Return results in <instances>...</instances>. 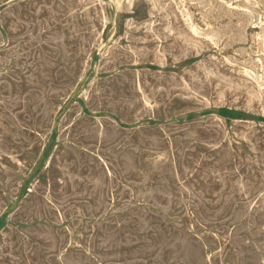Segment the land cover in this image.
<instances>
[{
	"label": "rangeland",
	"instance_id": "obj_1",
	"mask_svg": "<svg viewBox=\"0 0 264 264\" xmlns=\"http://www.w3.org/2000/svg\"><path fill=\"white\" fill-rule=\"evenodd\" d=\"M263 23L264 0H0V264H264Z\"/></svg>",
	"mask_w": 264,
	"mask_h": 264
},
{
	"label": "bare ground",
	"instance_id": "obj_2",
	"mask_svg": "<svg viewBox=\"0 0 264 264\" xmlns=\"http://www.w3.org/2000/svg\"><path fill=\"white\" fill-rule=\"evenodd\" d=\"M23 1H24V0H23ZM62 1H64V0H62ZM72 1H73V0H72ZM97 1H98V0H97ZM116 1H118V0H116ZM119 1H120V0H119ZM171 1H172V0H171ZM189 1H190V0H189ZM218 1H219V0H218ZM222 1H224V0H222ZM252 1H253V0H252ZM16 2H17V1H16ZM57 2H58V1H57ZM74 2H75V1H74ZM230 2H231V1H230ZM239 2H240V1H239ZM95 3H96V2H95ZM117 3H118V2H117ZM153 3H154V2H153ZM174 3H175V2H174ZM188 3H189V2H188ZM203 3L205 4L206 2H203ZM207 3H209V2H207ZM220 3H221V2H220ZM226 3H227V2H226ZM254 3H255V2H254ZM40 4H41V3H40ZM53 4H54V3H53ZM67 4H68V3H67ZM71 4H72V3H71ZM73 4H74V3H73ZM76 4H77V3H76ZM78 4H79V3H78ZM198 4H199V2H198ZM204 4H203V6H204ZM223 4H224V3H222V5H223ZM241 4H242V3H241ZM45 5H46V4H45ZM47 5H48V4H47ZM96 5H97V4H96ZM201 5H202V4H201ZM222 5H221V6H222ZM239 5H240V4H239ZM54 6H55V5H54ZM77 6H78V5H77ZM98 6H99V5H98ZM150 6H151V5H150ZM150 6H149V7H150ZM216 6H217V4H216ZM64 7H65V5H64ZM89 7H90V6H89ZM100 7H101V6H100ZM200 7H201V6H200ZM224 7H226V6H224ZM229 7H230V6H229ZM231 7H232V6H231ZM9 8H10V7H9ZM11 8H12V7H11ZM51 8H52V7H51ZM54 8H55V7H54ZM66 8H67V7H66ZM75 8H77V7H75ZM157 8H158V7H157ZM220 8H221V7H220ZM226 8H227V7H226ZM234 8H235V7H234ZM34 9H35V8H34ZM52 9H53V8H52ZM79 9H80V8H79ZM181 9H182V8H181ZM183 9H184V8H183ZM183 9H182V10H183ZM204 9H205V8H204ZM242 9H243V8H242ZM242 9H241V10H242ZM15 10H16V9H15ZM28 10H29V9H28ZM56 10H57V9H56ZM64 10H65V9H64ZM184 10H185V9H184ZM237 10H238V8H237ZM20 11H21V10H20ZM100 11H101V10H100ZM158 11H159V10H158ZM224 11H225V10H224ZM239 11H240V10H239ZM242 11H244V10H242ZM250 11H251V10H250ZM12 12H13V11H12ZM25 12H26V11H25ZM50 12H51V11H50ZM101 12H102V11H101ZM185 12H186V11H185ZM185 12H184V13H185ZM206 12H207V11H206ZM248 12H249V10H248ZM14 13H15V11H14ZM19 13H20V12H19ZM21 13H22V12H21ZM23 13H24V11H23ZM52 13H53V12H52ZM178 13H179V12H178ZM193 13H195V12H193ZM224 13H226V11H225ZM228 13H229V12H228ZM230 13H231V12H230ZM240 13H241V12H240ZM240 13H239V14H240ZM242 13H243V12H242ZM246 13H247V12H245V13H243V14L246 15ZM1 14H2V13H1ZM62 14H63V13H62ZM67 14H68V13H67ZM85 14H86V13H85ZM169 14H171V13H169ZM234 14H235V13H234ZM12 15H13V14H12ZM28 15H29V14H28ZM40 15H41V14H40ZM54 15H55V14H54ZM58 15H59V14H58ZM75 15H76V14H75ZM89 15H90V14H89ZM173 15H174V14H173ZM189 15H190V13H189ZM197 15H198V14H197ZM204 15H205V14H204ZM235 15H236V14H235ZM240 15H241V14H240ZM255 15H256V12H255ZM17 16H18V15H17ZM20 16H21V15H20ZM31 16H33V15H31ZM42 16H43V15H42ZM56 16H57V14H56ZM65 16H66V15H65ZM90 16H91V15H90ZM152 16H153V15H152ZM174 16H175V15H174ZM179 16H180V15H179ZM183 16H184V15H183ZM217 16H218V15H217ZM249 16H251V15H249ZM258 16H259V15H258ZM40 17H41V16H40ZM54 17H55V16H54ZM105 17H106V16H105ZM166 17H167V16H166ZM184 17H186V16H184ZM229 17H230V16H229ZM242 17H243V16H242ZM251 17H252V16H251ZM251 17H250V18H251ZM5 18H6V17H5ZM32 18H33V17H32ZM34 18H35V17H34ZM38 18H39V17H38ZM85 18H86V17H85ZM168 18H169V17H168ZM171 18H172V16H171ZM178 18H179V17H178ZM201 18H202V17H201ZM208 18H209V17H208ZM236 18H237V16H236ZM246 18H247V17H246ZM255 18H256V17H255ZM258 18H259V17H258ZM2 19H3V18H2ZM76 19L78 20V18H76ZM80 19H81V18H80ZM82 19H83V17H82ZM87 19H88V18H87ZM106 19H107V18H106ZM216 19H218V18L216 17ZM227 19H228V17H227ZM244 19H245V18H244ZM247 19H248V18H247ZM252 19H253V17H252ZM256 19H257V18H256ZM8 20H9V19H8ZM37 20H38V19H37ZM91 20H92V19H91ZM102 20H103V19H102ZM199 20H200V19H199ZM239 20H240V19H239ZM23 21H24V20H23ZM67 21H68V20H67ZM93 21H94V20H93ZM157 21H158V20H157ZM188 21H189V20H188ZM240 21H241V20H240ZM249 21H250V19H249ZM254 21H256V20H254ZM99 22H100V21H99ZM102 22H103V21H102ZM124 22H125V21H124ZM150 22H151V21H150ZM160 22H161V21H160ZM173 22H174V20H173ZM173 22H172V23H173ZM184 22H185V21H184ZM189 22H191V21H189ZM189 22H188V23H189ZM231 22H232V21H231ZM247 22H248V20H247ZM14 23H15V22H14ZM41 23H42V21H41ZM78 23H79V21H78ZM80 23H81V22H80ZM97 23H98V22H97ZM140 23H141V22H140ZM155 23H156V21H155ZM255 23H257V22H255ZM255 23H254V24H255ZM259 23H260V22H259ZM10 24H11V23H10ZM125 24H126V23H125ZM127 24H128V23H127ZM145 24H146V22H145ZM181 24H182V23H181ZM183 24H184V23H183ZM186 24H187V23H186ZM211 24H212V23H211ZM246 24H247V23H246ZM260 24H261V23H260ZM263 24H264V23H263ZM49 25H50V24H49ZM83 25H84V24H83ZM83 25H82V26H83ZM93 25H94V24H93ZM139 25L141 26V24H139ZM146 25H147V24H146ZM146 25H144V26H146ZM151 25H152V24H151ZM151 25H150V26H151ZM161 25H162V24H161ZM184 25H185V24H184ZM188 25H189V24H188ZM193 25H194V24H193ZM250 25H251V24H250ZM10 26H11V25H10ZM40 26H42V25H40ZM82 26H81V27H82ZM124 26H125V25H124ZM127 26H129V24H128ZM150 26H148V27H150ZM173 26H174V25H172V27H173ZM206 26H207V25H205V27H206ZM236 26H237V25H236ZM261 26H262V25H261ZM6 27H7V26H6ZM24 27H25V26H24ZM24 27H23V28H24ZM42 27H43V26H42ZM79 27H80V26H79ZM86 27H87V26H86ZM99 27H100V26H99ZM142 27H143V26H142ZM142 27H141V28H142ZM146 27H147V26H146ZM152 27H153V26H152ZM152 27H151V28H152ZM196 27H197V26H196ZM205 27H203V28H205ZM224 27H225V25H224ZM224 27H222L223 30H224ZM232 27H233V26H232ZM232 27H231V28H232ZM252 27H253V26H252ZM262 27H263V26H262ZM262 27H260V29H262ZM25 28H26V27H25ZM25 28H24V29H25ZM138 28L140 29V27H138ZM144 28H145V27H144ZM192 28H193V27H192ZM192 28H191V29H192ZM235 28H238V27H235ZM6 29H7V28H6ZM84 29H85V28H84ZM132 29H133V30H132ZM132 29H131V30H132V32H133L135 29H134V28H132ZM152 29H153V28H152ZM158 29H159V28H158ZM162 29H163V28H162ZM162 29H161V30H162ZM178 29H179V28H178ZM186 29H187V28H186ZM186 29H185V30H186ZM196 29H197V28H196ZM196 29H195V31H196ZM199 29H200V28H199ZM229 29H230V28H229ZM263 29H264V28H263ZM263 29H262V30H263ZM82 30H83V28H82ZM85 30H86V29H85ZM187 30H188V29H187ZM238 30H239V28H238ZM248 30H249V29H248ZM4 31H5V30H4ZM22 31H23V30H22ZM33 31H34V30H33ZM43 31H44V30H43ZM128 31H129V30H128ZM162 31L164 32V30H162ZM198 31H199V30H198ZM202 31H203V30H202ZM213 31H214V30H213ZM215 31H218V30H215ZM225 31H226V30H225ZM228 31H229V30H228ZM9 32H10V31H9ZM26 32H27V31H26ZM130 32H131V31H130ZM135 32H136V31H135ZM167 32H168V31H167ZM192 32H193V31H192ZM199 32H201V31H199ZM203 32H204V31H203ZM221 32H222V31H221ZM241 32H242V31H241ZM257 32H258V31H257ZM123 33H125V32H123ZM136 33H137V32H136ZM157 33H158V32H157ZM169 33H170V31H169ZM193 33H195V32H193ZM204 33H206V32H204ZM211 33H212V32H211ZM215 33H216V32H215ZM222 33H223V32H222ZM231 33H233V32H231ZM235 33H236V32H235ZM263 33H264V32H263ZM21 34H22V33H21ZM23 34H24V33H23ZM83 34H84V33H83ZM97 34H98V33H97ZM162 34H163V33H162ZM189 34H190V33H189ZM243 34H244V32H243ZM250 34H251V33H250ZM253 34H254V32H253ZM253 34H252V35H253ZM261 34H262V33H261ZM39 35H41V34H39ZM130 35H132V34H130ZM177 35H178V34H177ZM177 35H176V36H177ZM205 35H206V34H205ZM207 35H208V34H207ZM207 35H206V36H207ZM209 35H210V34H209ZM211 35H213V34H211ZM216 35H217V33H216ZM220 35H221V34H220ZM226 35H228V33H227ZM35 36H36V35H35ZM65 36H66V34H65ZM110 36H111V35H110ZM119 36H121V35H119ZM185 36H187V35H185ZM191 36H192V35H191ZM201 36H203V35H201ZM16 37H17V36H16ZM84 37H85V36H84ZM134 37H135V36H134ZM134 37H133V38H134ZM167 37L169 38V36H167ZM182 37H183V36H182ZM193 37H194V36H193ZM208 37H211V36H208ZM208 37H207V38H208ZM228 37H229V36H228ZM230 37H231V36H230ZM237 37L239 38V36H237ZM252 37H253V36H252ZM256 37H257V36H256ZM7 38H8V37H7ZM37 38H38V37H37ZM88 38H89V37H88ZM129 38H131V37L129 36ZM164 38H165V37H164ZM176 38H178V37H176ZM179 38H180V37H179ZM212 38H213V36H212ZM224 38H225V37H224ZM231 38H232V37H231ZM231 38H230V39H231ZM254 38H255V37H254ZM89 39H90V38H89ZM136 39H137V38H136ZM149 39H150V38H149ZM166 39H167V38H166ZM170 39H171V38H170ZM184 39H186V38H184ZM194 39H195V38H194ZM210 39H211V38H210ZM227 39H228V38H227ZM256 39H257V38H256ZM34 40H35V39H34ZM64 40H65V39H64ZM99 40H100V37H99ZM133 40H134V39H133ZM137 40H138V39H137ZM137 40H136V41H137ZM144 40H145V39H144ZM182 40H183V39H182ZM187 40H189V39H187ZM191 40H192V38H191ZM207 40H208V39H207ZM215 40H216V38H215ZM224 40H225V39H224ZM232 40H233V39H232ZM232 40H231V41H232ZM241 40H242V39H241ZM245 40H246V39H245ZM22 41H23V40H22ZM32 41H33V40H32ZM148 41H149V40H148ZM156 41H157V40H156ZM192 41H194V40H192ZM192 41H191V42H192ZM226 41H227V40H226ZM226 41H225V42H226ZM233 41H234V40H233ZM41 42H42V40H41ZM70 42H71V41H70ZM89 42H90V41H89ZM91 42H92V41H91ZM153 42H154V41H153ZM158 42H159V41H158ZM191 42H190V44H191ZM238 42H239V41H238ZM249 42H250V40H249ZM249 42H248V43H249ZM254 42H255V40H254ZM261 42H262V41H261ZM2 43H3V42H2ZM67 43H68V42H67ZM83 43H84V42H83ZM178 43H179V40H178ZM181 43H182V42H181ZM193 43H194V42H193ZM195 43H196V42H195ZM201 43H202V42H201ZM209 43H210V41H209ZM212 43H213V42H212ZM218 43H219V41H218ZM226 43H227V42H226ZM231 43H232V42H231ZM234 43H235V42H234ZM234 43H233V44H234ZM258 43L260 44L259 41H258ZM64 44H66V43H64ZM73 44H76V43H73ZM227 44H228V43H227ZM235 44H236V43H235ZM238 44H239V43H238ZM240 44H241V43H240ZM242 44H243V43H242ZM244 44H245V43H244ZM256 44H257V40H256ZM259 44H258V45H259ZM261 44H262V43H261ZM1 45H2V44H1ZM39 45H40V44H39ZM87 45H88V44H87ZM152 45H153V44H152ZM193 45H194V44H193ZM229 45H230V44H229ZM248 45H249V44H248ZM88 46H89V45H88ZM132 46H133V45H132ZM165 46H166V45H165ZM187 46H188V45H187ZM187 46H186V47H187ZM195 46H196V45H195ZM231 46H232V45H231ZM75 47H76V45H75ZM158 47H159V46H158ZM223 47H224V46H223ZM238 47H239V46H238ZM241 47H242V46H241ZM256 47H257V46H256ZM259 47H260V46H259ZM83 48H84V46H83ZM117 48H118V47H117ZM150 48H151V47H150ZM184 48H185V47H184ZM205 48H206V47H205ZM215 48H216V47H215ZM224 48L226 49V46H225ZM227 48H228V47H227ZM229 48H230V46H229ZM249 48H250V47H249ZM254 48H255V47H254ZM4 49H5V48H4ZM78 49H79V46H78ZM139 49H140V48H139ZM151 49H152V48H151ZM195 49H196V48H195ZM217 49H218V48H217ZM237 49H238V48H237ZM237 49H235V50H237ZM242 49H243V48H242ZM246 49H248V48H246ZM259 49H261V48H259ZM82 50L84 51V49H82ZM166 50H167V48H166ZM185 50H186V49H185ZM189 50H190V49H189ZM189 50H188V51H189ZM191 50H192V48H191ZM200 50H201V49H200ZM208 50H209V49H208ZM213 50H214V49H213ZM215 50H216V49H215ZM221 50H222V49H221ZM233 50H234V49H233ZM239 50H240V48H239ZM239 50H238V51H239ZM255 50H256V49H255ZM257 50H258V49H257ZM71 51H72V50H71ZM119 51H120V50H119ZM130 51H131V50H130ZM132 51H133V49H132ZM143 51H145V49H144ZM167 51H168V50H167ZM228 51H229V50H228ZM3 52H4V50H3ZM72 52H73V51H72ZM74 52H75V51H74ZM123 52H124V51H123ZM128 52H129V51H128ZM165 52H166V51H165ZM199 52H200V51H199ZM210 52H211V51H210ZM225 52H226V51H225ZM225 52H224V53H225ZM235 52H236V51H235ZM240 52H241V50H240ZM240 52H239V53H240ZM243 52H244V51H243ZM248 52H250V50H249ZM257 52H258V51H257ZM6 53H7V52H6ZM6 53H5V54H6ZM85 53H86V52H85ZM143 53H144V52H143ZM187 53H188V52H187ZM197 53H198V52H197ZM241 53H242V52H241ZM245 53H246V51H245ZM254 53H255V52H254ZM254 53H253V54H254ZM259 53H260V52H259ZM70 54H71V53H70ZM103 54H104V53H103ZM124 54H125V53H124ZM158 54H159V53H158ZM170 54H171V53H170ZM193 54L195 55V53H193ZM212 54H213V53H212ZM232 54H234V53L232 52ZM250 54H252V53H250ZM260 54H261V53H260ZM127 55H128V54H127ZM132 55H133V54H132ZM136 55H137V54H136ZM138 55H139V54H138ZM149 55H150V54H149ZM163 55H164V53H163ZM167 55H168V54H167ZM205 55H206V54H205ZM235 55H236V53H235ZM240 55H242V54H240ZM244 55H245V54H244ZM82 56H83V55H82ZM169 56H170V55H169ZM177 56H178V55H177ZM224 56H225V55H224ZM5 57H6V56H5ZM127 57H128V56H127ZM172 57H173V56H172ZM172 57H171V58H172ZM178 57H179V56H178ZM255 57H256V56H255ZM104 58H105V56H104ZM107 58H108V57H107ZM107 58H106V59H107ZM154 58H155V57H154ZM154 58H153V59H154ZM162 58H163V57H162ZM164 58H165V57H164ZM176 58H177V57H176ZM182 58H183V57H182ZM203 58H204V57H203ZM209 58H210V57H209ZM209 58H208V60H209ZM228 58H229V57H228ZM234 58H235V57H234ZM246 58H248V57H246ZM262 58H263V57H262ZM90 59H91V58H90ZM135 59H136V58H135ZM174 59H175V58H174ZM232 59H233V58H232ZM238 59H239V58H238ZM255 59H257V58H254V60H255ZM33 60H34V59H33ZM77 60H78V59H77ZM128 60H129V59H128ZM137 60H138V59H137ZM171 60H172V59H171ZM210 60H211V59H210ZM228 60H229V59H228ZM239 60H240V59H239ZM261 60H262V59H261ZM19 61H20V60H19ZM83 61H84V60H83ZM188 61H189V60H188ZM223 61H225V60L223 59ZM229 61H230V60H229ZM232 61L234 62V60H232ZM235 61H236V60H235ZM245 61H246V60H245ZM247 61H248V60H247ZM250 61H251V60H250ZM258 61H259V60H258ZM22 62H23V61H22ZM27 62H28V61H27ZM86 62H87V61H86ZM98 62H99V61H98ZM103 62H104V61H103ZM150 62H151V60H150ZM204 62H206V61H204ZM207 62H210V61H207ZM213 62H214V61H213ZM225 62H226V61H225ZM241 62H242V61H241ZM254 62H255V61H254ZM256 62H257V60H256ZM17 63H18V62H17ZM99 63H100V62H99ZM105 63H106V62H105ZM137 63H138V62H137ZM195 63H197V65H198V62L195 61ZM251 63H252V62H251ZM261 63H263V61H261ZM138 64H139V63H138ZM193 64H194V63H193ZM221 64H222V63H221ZM239 64H240V63H239ZM242 64H243V63H242ZM248 64H250V63H248ZM252 64H253V63H252ZM59 65H60V64H59ZM97 65H98V64H97ZM153 65H154V64H153ZM199 65H200V64H199ZM229 65H231V64H229ZM245 65H246V64H245ZM67 66H68V65H67ZM115 66H116V65H115ZM192 66H193V65H192ZM215 66H216V65H215ZM241 66H242V65H241ZM253 66H254V65H253ZM256 66H257V65H256ZM261 66H262V64H261ZM31 67H32V66H31ZM36 67H37V66H36ZM194 67H195V66H194ZM226 67H227V66H226ZM230 67H231V66H230ZM77 68H78V67H77ZM95 68H96V67H95ZM197 68H198V67H197ZM202 68H203V67H202ZM204 68H205V67H204ZM206 68H207V67H206ZM232 68H233V65H232ZM234 68H235V66H234ZM237 68H238V67H237ZM239 68H240V67H239ZM248 68H249V67H248ZM252 68H253V67H252ZM262 68H263V67H262ZM37 69H38V68H37ZM187 69H188V68H187ZM245 69H246V68H245ZM249 69H250V68H249ZM253 69H254V68H253ZM255 69H256V68H255ZM255 69H254V70H255ZM12 70H13V69H12ZM52 70H53V69H52ZM54 70H55V69H54ZM67 70H68V69H67ZM124 70H125V69H124ZM132 70H133V69H132ZM184 70H185V69H184ZM188 70H189V69H188ZM195 70H196V69H195ZM200 70H201V69H200ZM212 70H213V69H212ZM242 70H243V69H242ZM250 70H251V69H250ZM259 70H260V69H259ZM6 71H7V70H6ZM60 71H61V70H60ZM107 71H108V70H107ZM126 71H127V70H126ZM134 71H135V70H134ZM185 71H186V70H185ZM185 71H184V72H185ZM190 71H191V70H190ZM202 71H203V70H202ZM204 71H205L204 73L207 74L206 70H204ZM214 71H215V70H214ZM252 71H253V70H252ZM256 71H257V70H256ZM37 72H38V70H37ZM52 72H53V71H52ZM61 72H62V71H61ZM161 72H162V71H161ZM169 72H170V71H169ZM194 72H195V71H194ZM216 72H217V71H216ZM231 72H232V71H231ZM236 72H237V70H236ZM261 72H262V71H261ZM4 73H5V72H4ZM132 73H133V72H132ZM212 73H213V72H212ZM219 73H221V71H219ZM223 73H224V72H223ZM246 73H247V70H246ZM65 74H66V73H65ZM122 74H123V73H122ZM125 74H126V73H125ZM159 74H160V72H159ZM173 74H174V72H173ZM196 74H197V73H196ZM209 74H210V72H209ZM215 74H216V73H215ZM215 74H214L213 76H216ZM66 75H67V74H66ZM133 75H134V74H133ZM222 75H223V74H222ZM225 75H226V73H225ZM237 75H238V73H237ZM242 75H243V74H242ZM248 75H249V74H248ZM250 75H252L251 72H250ZM257 75H258V74H257ZM63 76H64V75H63ZM69 76H70V74H69ZM127 76H128V75H127ZM130 76H131V75H130ZM138 76H139V74H138ZM151 76H152V75H151ZM157 76H159V75H157ZM163 76H164V75H163ZM167 76H168V75H167ZM195 76H196V75H195ZM195 76H193V77H195ZM197 76H198V75H197ZM199 76H200V75H199ZM208 76H209V75H208ZM218 76H219V75H218ZM243 76H244V75H243ZM135 77H136V76H135ZM135 77H134V78H135ZM184 77H185V76H184ZM187 77H188V76H187ZM191 77H192V76H191ZM211 77H212V76H211ZM219 77H220V76H219ZM224 77H225V76H224ZM226 77H227V76H226ZM236 77H237V76H236ZM245 77H246V76H245ZM132 78H133V77H132ZM182 78H183V76H182ZM189 78H190V77H189ZM189 78H186V79H189ZM196 78H197V77H196ZM196 78H195V80H196ZM199 78H200V77H199ZM201 78H202V77H201ZM220 78H221V77H220ZM232 78H233V77H232ZM251 78H252V77H251ZM69 79H70V78H69ZM102 79H103V78H102ZM186 79H185V80H186ZM230 79H231V78H230ZM230 79H229V80H230ZM243 79H246V78H243ZM258 79H259V77H258ZM1 80H2V79H1ZM39 80H40V79H39ZM78 80H79V79H78ZM134 80H135V79H134ZM134 80H133V81H134ZM176 80H177V79H176ZM193 80H194V79H193ZM198 80H199V79H198ZM198 80H197V81H198ZM225 80H226V79H225ZM41 81L43 82V80H41ZM65 81H66V80H65ZM92 81H93V80H92ZM152 81H153V80H152ZM155 81H156V80H155ZM181 81H182V80H181ZM183 81H184V80H183ZM187 81H188V80H187ZM187 81H186V82H187ZM199 81H200V80H199ZM227 81H228V80H227ZM246 81H247V80H246ZM246 81H245V82H246ZM248 81H249V80H248ZM253 81H254V80H253ZM9 82H10V81H9ZM44 82H46V81H44ZM74 82H75V81H74ZM189 82H191V80H190ZM189 82H188V83H189ZM200 82H201V81H200ZM222 82H223V80H222ZM229 82H230V81H229ZM251 82H252V81H251ZM254 82H255V81H254ZM257 82H258V80H257ZM63 83H64V82H63ZM66 83H67V82H66ZM133 83H134V82H133ZM148 83H149V82H148ZM148 83H146V84H148ZM184 83H185V82H184ZM225 83H226V82H225ZM238 83H240V82H238ZM248 83H250V82H248ZM255 83H256V82H255ZM108 84H109V83H108ZM111 84H113V83H111ZM123 84H125V83H123ZM136 84H137V83H136ZM152 84H153V83H152ZM194 84H195V83H194ZM199 84H200V83H199ZM236 84H237V82H236ZM243 84H244V83H243ZM259 84H260V83H259ZM54 85H55V84H54ZM87 85H89V84H87ZM87 85H86V86H87ZM105 85H106V84H105ZM109 85H110V84H109ZM134 85H135V84H134ZM154 85H155V84H154ZM162 85H163V84H162ZM234 85H235V84H234ZM263 85H264V84H263ZM10 86H11V85H10ZM21 86H22V85H21ZM111 86H112V85H111ZM121 86H122V85H121ZM128 86H129V85H128ZM159 86H160V85H159ZM164 86H165V85H164ZM189 86H190V85H189ZM191 86H193V84H192ZM195 86H197V85H195ZM195 86H194V87H195ZM199 86H200V85H199ZM204 86H205V85H204ZM113 87H114V86H113ZM134 87H135V86H134ZM134 87H133V88H134ZM140 87H141V86H140ZM140 87H139V88H140ZM151 87H152V86H151ZM165 87H166V86H165ZM180 87H181V86H180ZM180 87H179V88H180ZM182 87H183V86H182ZM249 87H250V86H249ZM11 88H12V87H11ZM88 88H89V87H88ZM94 88H95V87H94ZM190 88H191V87H190ZM195 88H196V87H195ZM195 88H193V89H195ZM22 89H23V87H22ZM28 89H29V88H28ZM89 89H90V88H89ZM109 89H110V88H109ZM113 89L115 90V88H113ZM113 89H112V90H113ZM123 89H125V88H123ZM135 89H136V87H135ZM140 89H142V88H140ZM184 89H185V88H184ZM206 89H207V87H206ZM222 89H223V88H221L220 90H222ZM257 89H258V88H257ZM259 89H260V88H259ZM259 89H258V90H259ZM143 90H146V89H143ZM143 90H141V92H142ZM152 90H153V89H152ZM166 90H167V89H166ZM170 90H172V89H170ZM189 90H190V89H189ZM201 90H202V89H201ZM212 90H213V89H212ZM220 90H219V93H220ZM226 90H227V89H226ZM253 90H254V89H253ZM23 91H24V90H23ZM66 91H67V90H66ZM117 91H118V90H117ZM245 91H246V90H245ZM250 91H251V89L249 90V92H250ZM11 92H12V89H11ZM63 92H64V91H63ZM73 92H74V91H73ZM131 92H132V91H131ZM131 92H130V93H131ZM139 92H140V91H139ZM149 92H150V91H149ZM162 92H163V91H162ZM191 92H192V90H191ZM193 92H195V91L193 90ZM222 92H223V91H222ZM224 92H225V91H224ZM251 92H252V91H251ZM251 92H250V93H251ZM66 93H68V92H66ZM66 93H65V94H66ZM79 93H80V92H79ZM115 93H117V92H115ZM136 93H137V92H136ZM142 93H144V91H143ZM153 93H154V92H153ZM212 93H213V91H212ZM225 93H226V92H225ZM11 94H12V93H11ZM68 94H69V93H68ZM134 94H135V93H134ZM148 94H149V93H148ZM150 94H151V93H150ZM175 94H177V93H175ZM220 94H221V93H220ZM222 94H223V93H222ZM231 94H233V93H231ZM231 94H230V95H231ZM251 94H252V93H251ZM253 94H254V93H253ZM262 94H263V93H262ZM138 95H139V94H138ZM224 95H225V94H224ZM63 96H64V95H63ZM67 96H68V95H67ZM151 96H154V95H151ZM165 96H166V95H165ZM178 96H179V95H178ZM203 96H204V95H203ZM236 96H237V95H236ZM247 96H248V95H247ZM254 96H255V94H254ZM85 97H86V96H85ZM117 97H118V96H117ZM139 97H140V96H139ZM200 97H201V96H200ZM223 97H224V96H223ZM238 97H239V96H238ZM46 98H48V97H46ZM79 98H80V97H79ZM157 98H158V97H157ZM165 98H166V97H165ZM205 98H206V97H205ZM213 98H215V96H214ZM241 98H242V97H241ZM241 98H240V99H241ZM256 98H258V97H256ZM114 99H115V98H114ZM114 99H113V100H114ZM155 99H156V98H155ZM155 99H154V100H155ZM196 99H197V98H196ZM259 99H260V98H259ZM56 100L58 101V99H56ZM129 100H130V99H129ZM150 100H151V99H150ZM152 100H153V99H152ZM163 100H164V98H163ZM224 100H225V99H224ZM79 101H81V100H79ZM139 101H140V100H139ZM164 101H165V100H164ZM203 101H204V100H203ZM203 101H202V102H203ZM214 101H215V100H214ZM217 101H218V100H217ZM226 101H227V100H226ZM230 101H231V100H230ZM238 101H239V100H238ZM241 101H242V100H241ZM256 101H257V100H256ZM53 102H54V101H53ZM59 102H60V101H59ZM85 102H86V101H85ZM143 102H144V101H143ZM167 102H168V101H167ZM232 102H233V101H232ZM62 103H63V102H62ZM153 103H154V102H153ZM169 103H170V102H169ZM213 103H214V102H213ZM218 103H219V102H218ZM222 103L224 104V101H223ZM122 104H123V103H122ZM141 104H142V102H141ZM165 104H166V103H165ZM247 104H248V102H247ZM247 104H245V105H247ZM98 105H99V104H98ZM171 105H172V104H171ZM213 105H214V104H213ZM230 105H231V104H230ZM232 105H233V104H232ZM237 105H238V104H237ZM167 106H168V105H167ZM215 106H216V105H215ZM242 106H243V105H242ZM154 107H155V106H154ZM157 107H158V106H157ZM157 107H156V108H157ZM165 107H166V106H165ZM246 107H247V106H246ZM259 107H260V106H259ZM263 107H264V106H263ZM87 108H88V107H87ZM152 108H153V107H152ZM159 108H160V107H159ZM161 108H162V107H161ZM179 108H180V107H179ZM249 108H250V107H249ZM253 108H254V107H253ZM57 109H58V108H57ZM191 109H192V108H191ZM259 109H260V108H259ZM259 109H258V110H259ZM188 110H190V109H188ZM195 110H196V109H195ZM261 110H263V109H260V111H261ZM152 111H153V110H152ZM168 111H169V110H168ZM172 111H173V109H172ZM97 112H98V111H97ZM102 112H103V111H102ZM158 112H159V111H158ZM169 112H170V111H169ZM52 113H53V112H52ZM54 113H55V112H54ZM78 113H79V112H78ZM91 113H92V112H91ZM263 113H264V112H263ZM167 114H170V113H167ZM164 115H165V114H164ZM30 116H32V115H30ZM119 116H120V115H119ZM119 116H118V117H119ZM157 116H158V115H157ZM20 117H21V116H20ZM87 117H88V116H87ZM131 117H132V116H131ZM134 117H135V116H134ZM139 117H142V116H139ZM161 117H162V115H161ZM165 117H166V116H165ZM263 117H264V116H263ZM96 118H97V117H96ZM156 118H157V117H156ZM167 118H168V117H167ZM32 119H33V118H32ZM52 119H53V116H52ZM107 119H108V118H107ZM59 120H60V119H59ZM81 120H82V119H81ZM210 120H212V119L210 118ZM29 121H30V120H29ZM122 121H123V120H122ZM162 121H163V120H162ZM198 121H200V120H198ZM208 121H209V120H208ZM97 122H98V121H97ZM195 122H196V121H195ZM248 122H250V121H248ZM88 123H89V122H88ZM102 123H103V122H102ZM131 123H132V122H131ZM191 123H192V122H191ZM209 123H210V122H209ZM246 123H247V122H246ZM252 123H253V122H252ZM1 124H2V123H1ZM8 124H9V123H8ZM28 124H29V123H28ZM42 124H43V123H42ZM211 124H213V123H211ZM218 124H219V123H218ZM220 124H221V123H220ZM254 124H255V123H254ZM260 124L263 125V123H260ZM49 125H50V124H49ZM76 125H77V123H76ZM84 125H85V124H84ZM90 125H92V124H90ZM151 125H153V124H151ZM170 125H171V124H170ZM176 125H177V124H176ZM208 125H209V124H208ZM215 125H216V124H215ZM258 125H259V123H258ZM3 126H5V125L3 124ZM31 126H32V125H31ZM57 126H58V125H57ZM81 126H83V125H81ZM177 126H178V125H177ZM194 126H195V125H194ZM198 126H199V125H198ZM204 126H205V125H204ZM248 126H249V125H248ZM248 126H247V127H248ZM251 126H252V124H251ZM85 127H86V126H85ZM146 127H147V126H146ZM148 127H149V125H148ZM161 127H162V126H161ZM164 127H165V126H164ZM195 127H197V126H195ZM206 127H207V126H206ZM249 127H250V126H249ZM31 128H32V127H31ZM78 128H79V127H78ZM173 128H174V127H173ZM212 128H213V127H212ZM214 128H215V127H214ZM214 128H213V129H214ZM245 128H246V126H245ZM63 129H64V128H63ZM146 129H147V128H146ZM161 129H163V128H161ZM165 129H167V126H166ZM170 129H171V128H170ZM175 129H176V126H175ZM177 129H178V128H177ZM222 129H223V128H222ZM248 129H249V128H248ZM33 130H34V129H33ZM152 130H153V129H152ZM182 130H183V129H182ZM206 130H207V129H206ZM237 130H238V129H237ZM237 130H236V131H237ZM240 130H241V129H240ZM13 131H14V130H13ZM22 131H24V130H22ZM25 131H26V130H25ZM85 131H86V130H85ZM85 131H84V132H85ZM145 131L147 132V130H145ZM149 131H150V130L148 129V133H149ZM155 131H156V130H155ZM178 131H179V130H178ZM210 131H211V130H210ZM236 131H235V132H236ZM247 131H248V130H247ZM259 131H260V130H259ZM262 131H263V130H262ZM221 132H222V131H221ZM243 132H244V131H243ZM253 132H254V131H253ZM13 133H14V132H13ZM73 133H74V132H73ZM143 133H144V131H143ZM263 133H264V131H263ZM36 134H37V133H36ZM71 134H72V132H71ZM71 134H70V135H71ZM141 134H142V133H141ZM167 134H168V133H167ZM209 134H210V133H209ZM222 134H224V133L222 132ZM239 134H240V132H239ZM239 134H238V135H239ZM248 134H249V133H248ZM45 135H46V134H45ZM153 135H154V134H153ZM155 135H156V134H155ZM210 135H211V134H210ZM210 135H209V136H210ZM240 135H241V134H240ZM242 135H243V134H242ZM251 135H252V134H251ZM261 135H262V134H261ZM263 135H264V134H263ZM10 136H11V134H10ZM150 136H151V135H150ZM157 136H158V135H157ZM175 136H177V134H176ZM199 136H200V135H199ZM219 136H220V135H219ZM224 136H225V135H224ZM246 136H247V135H246ZM253 136H254V135H253ZM30 137H31V136H30ZM69 137H70V136H69ZM73 137H74V136H73ZM73 137H72V138H73ZM158 137H159V136H158ZM160 137H161V136H160ZM180 137H181V136H180ZM237 137H238V136H237ZM239 137H240V136H239ZM243 137H244V136H243ZM251 137H252V136H251ZM6 138H7V137H6ZM8 138H9V137H8ZM130 138H131V137H130ZM152 138H153V137H152ZM208 138H209V137H208ZM215 138H216V137H215ZM215 138H214V139H215ZM263 138H264V137H263ZM188 139H189V138H188ZM191 139H192V138H191ZM241 139H242V138H241ZM244 139L246 140V138H244ZM6 140H7V139H6ZM39 140H40V139H39ZM46 140H47V139H46ZM131 140H132V139H131ZM181 140H183V139H181ZM7 141H8V140H7ZM178 141H179V140H178ZM178 141H177V142H178ZM194 141H195V140H194ZM228 141H229V140H228ZM241 141H242V140H241ZM262 141H263V140H262ZM10 142H11V141H10ZM35 142H37V140H36ZM69 142H70V141H69ZM171 142H172V141H171ZM175 142H176V141H175ZM175 142H174V144H176ZM179 142H180V141H179ZM188 142H189V141H188ZM188 142H186V143H188ZM211 142H212V141H211ZM218 142H219V140H218ZM220 142H222V141H220ZM242 142H243V141H242ZM248 142H249V141H248ZM250 142H252V141H250ZM260 142H261V141H260ZM81 143H82V142H81ZM196 143H197V142H196ZM199 143H200V141H199ZM201 143H202V142H201ZM201 143H200V144H201ZM213 143H214V142H213ZM226 143H227V145H228L229 142H226ZM234 143H235V142H234ZM14 144H15V143H14ZM20 144H21V143H20ZM20 144H19V145H20ZM34 144H35V143H34ZM82 144H83V143H82ZM91 144H92V142H91ZM203 144H204V143H203ZM218 144H219V143H218ZM232 144H233V143H232ZM248 144H249V143H248ZM10 145H11V144H10ZM21 145H22V144H21ZM24 145H26V144H24ZM65 145H66V144H65ZM176 145H178V144H176ZM206 145H207V144H206ZM209 145H210V144H209ZM211 145H212V144H211ZM227 145H226V146H227ZM243 145H244V144H243ZM250 145H252V144H250ZM26 146H27V145H26ZM167 146H168V145H167ZM228 146H229V145H228ZM228 146H227V147H228ZM235 146H236V145H235ZM246 146H247V145H246ZM246 146H245V147H246ZM177 147H178V146H177ZM219 147H221V146H219ZM247 147H248V146H247ZM252 147H253V146H252ZM11 148H12V146H11ZM13 148H14V147H13ZM23 148H24V147H23ZM26 148H27V147H26ZM41 148H42V147H41ZM139 148H140V147H139ZM179 148H180V147H179ZM221 148H222V147H221ZM230 148H231V147H230ZM8 149H9V148H8ZM16 149H18V148H16ZM54 149H55V148H54ZM101 149H102V148H101ZM141 149H142V148H141ZM239 149H240V148H239ZM250 149H251V148H250ZM51 150H52V149H51ZM91 150H92V149H91ZM95 150H96V149H95ZM112 150H113V149H112ZM194 150H195V149H194ZM213 150H215V149H213ZM213 150H212V151H213ZM233 150H234V149H233ZM233 150H232V151H233ZM247 150H248V149H247ZM21 151H22V150H21ZM29 151H30V150H29ZM40 151H41V150H40ZM58 151L61 152L60 149H59ZM84 151H85V150H84ZM93 151H94V150H93ZM129 151H130V150H129ZM225 151H227V150H225ZM228 151H229V149H228ZM260 151H261V150H260ZM262 151H263V150H262ZM9 152H10V151H9ZM79 152H80V151H79ZM90 152H91V151H90ZM182 152H183V151H182ZM193 152H194V151H193ZM220 152H221V151H220ZM29 153H30V152H29ZM61 153H62V152H61ZM61 153H60V154H61ZM66 153H67V152H66ZM99 153H100V152H99ZM146 153H147V152H146ZM186 153H187V152H186ZM194 153H195V152H194ZM215 153H217V152L215 151ZM230 153H231V151H230ZM232 153H233V152H232ZM0 154H1V153H0ZM15 154H16V153H15ZM135 154H136V153H135ZM141 154H142V153H141ZM147 154H148V153H147ZM149 154H150V153H149ZM164 154H165V153H164ZM190 154H191V153H190ZM192 154H193V153H192ZM192 154H191V156H192ZM253 154H254V153H253ZM255 154H256V153H255ZM33 155H34V154H33ZM39 155H40V154H39ZM70 155H71V154H70ZM80 155H81V154H80ZM86 155H87V153H86ZM96 155H97V154H96ZM106 155H107V153H106ZM182 155H183V154H182ZM236 155H237V154H236ZM242 155H243V154H242ZM244 155H245V154H244ZM17 156H18V154H17ZM24 156H25V155H24ZM58 156H59V155H58ZM154 156H156V155H154ZM187 156H188V155H187ZM196 156H197V155H196ZM232 156H233V155H232ZM20 157H21V156H20ZM26 157H27V156H26ZM69 157H70V156H69ZM72 157H73V156H72ZM172 157H173V155H172ZM256 157H257V156H256ZM4 158H5V157H4ZM18 158H19V157H18ZM139 158H140V157H139ZM160 158H161V157H160ZM160 158H159V159H160ZM196 158H197V157H196ZM235 158H236V157H235ZM235 158H234V159H235ZM243 158H245V157H243ZM243 158H241V159H243ZM257 158H258V157H257ZM7 159H8V158H7ZM56 159H57V158H56ZM81 159H82V158H81ZM98 159H99V158H98ZM136 159H137V158H136ZM179 159H180V158H179ZM181 159H182V158H181ZM197 159H198V158H197ZM202 159H203V158H202ZM238 159H239V157H238ZM238 159H237V160H238ZM9 160H10V159H9ZM49 160H50V159H49ZM64 160H66V159H64ZM67 160H69V159H67ZM70 160H71V157H70ZM74 160H75V159H74ZM76 160H78V159H76ZM85 160H86V159H85ZM156 160H158V158H157ZM194 160H195V159H194ZM249 160H250V158H249ZM11 161H12V160H11ZM34 161H35V160H34ZM103 161H104V160H103ZM168 161H169V160H168ZM214 161H215V160H214ZM217 161H218V160H217ZM239 161H240V160H239ZM250 161H251V160H250ZM19 162H21V161H19ZM28 162H29V161H28ZM46 162H47V161H46ZM53 162H54V161H53ZM61 162H62V161H61ZM98 162H99V161H98ZM108 162H109V160H108ZM141 162H142V161H141ZM148 162H149V161H148ZM177 162H178V161H177ZM193 162H194V161H192V163H193ZM240 162H241V161H240ZM242 162H243V161H242ZM242 162H241V163H242ZM251 162H252V161H251ZM17 163H18V162H17ZM34 163H35V162H34ZM54 163H55V162H54ZM54 163H52V164L54 165ZM78 163H79V161H78ZM78 163H77V164H78ZM84 163H85V162H84ZM113 163H114V162H113ZM182 163H183V162H182ZM211 163H213V162H211ZM237 163H238V162H237ZM248 163H249V162H248ZM23 164H24V163H23ZM43 164H44V163H43ZM74 164H75V163H74ZM92 164H93V163H92ZM230 164H231V163H230ZM234 164H236V163H234ZM238 164H239V163H238ZM253 164H254V163H253ZM19 165H20V164H19ZM185 165H186V164H185ZM199 165H200V164H199ZM207 165H208V164H207ZM17 166H18V165H17ZM24 166H25V165H24ZM50 166H51V165H50ZM91 166H92V165H91ZM91 166H90V167H91ZM104 166H105V165H104ZM186 166H187V165H186ZM209 166H210V164H209ZM234 166H235V165H234ZM7 167H8V166H7ZM22 167H23V166H22ZM88 167H89V166H88ZM182 167H184V166H182ZM199 167H200V166H199ZM199 167H198V168H199ZM227 167H228V166H227ZM229 167H230V166H229ZM232 167H233V166H232ZM3 168H4V167H3ZM49 168L51 169L52 167H49ZM75 168H76V167H75ZM84 168H85V167H84ZM93 168H94V167H93ZM101 168H102V167H101ZM185 168H186V167H185ZM189 168H190V167H189ZM224 168H225V167H224ZM262 168H264V167H262ZM18 169H19V168H18ZM27 169H28V168H27ZM85 169H86V168H85ZM111 169H112V168H111ZM192 169H193V168H192ZM199 169H200V168H199ZM227 169H228V168H227ZM59 170H60V169H59ZM79 170H80V169H79ZM163 170H164V169H163ZM178 170H179V169H178ZM194 170H195V169H194ZM213 170H214V169H213ZM216 170H217V169H216ZM219 170H220V169H219ZM230 170H231V169H230ZM230 170H229V171H230ZM233 170H234V168H233ZM247 170H248V168H247ZM29 171H30V170H29ZM53 171H54V170H53ZM68 171H69V170H68ZM185 171H187V170H185ZM226 171H228V170H226ZM54 172H56V171H54ZM54 172H53V173H54ZM197 172H198V170H197ZM241 172H242V171H241ZM253 172H255V171H253ZM261 172H262V171H261ZM47 174H48V173H47ZM72 174H73V173H72ZM163 174H164V173H163ZM165 174H166V173H165ZM165 174H164V175H165ZM178 174H179V173H178ZM185 174H186V173H185ZM211 174H212V173H211ZM242 174H243V173H242ZM257 174H258V173H257ZM53 175H54V174H53ZM56 175H58V174L56 173ZM90 175H91V173H90ZM92 175H94V174H92ZM214 175H215V174H214ZM254 175H256V174H254ZM42 176H43V175H42ZM82 176H83V175H82ZM88 176H89V175H88ZM190 176H191V175H190ZM193 176H194V175H193ZM3 177H4V176H3ZM21 177H22V176H21ZM44 177H45V176H44ZM86 177H87V176H86ZM166 177H167V176H166ZM166 177H165V179H166ZM180 177H181V175H180ZM191 177H192V176H191ZM191 177H190V178H191ZM215 177H216V176H215ZM245 177H246V176H245ZM256 177H257V176H256ZM263 177H264V176H263ZM4 178H5V177H4ZM261 178H262V177H261ZM48 179H49V178H48ZM50 179H51V178H50ZM50 179H49V180H50ZM54 179H55V178H54ZM115 179H116V178H115ZM133 179H134V178H133ZM149 179H150V178H149ZM176 179H177V178H176ZM240 179L242 180V177H241ZM240 179H238V180H240ZM259 179H260V178H259ZM262 179H263V178H262ZM262 179H261V182H262ZM3 180H4V179H3ZM38 180H39V179H38ZM109 180H110V179H109ZM127 180H129V179H127ZM131 180H132V178H131ZM166 180H167V179H166ZM181 180H182V179H181ZM216 180H217V179H216ZM36 181H37V180H36ZM61 181L63 182V180H61ZM182 181H183V180H182ZM210 181H212V180H210ZM39 182H40V181H39ZM75 182H76V181H75ZM137 182H139V180H138ZM150 182H151V181H150ZM226 182H227V181H226ZM238 182H239V181H238ZM53 183H54V181H53ZM122 183H123V182H122ZM153 183H154V182H153ZM155 183H156V182H155ZM183 183H184V182H183ZM189 183H190V182H189ZM212 183H213V182H212ZM230 183H232V182H230ZM9 184H10V182H9ZM51 184H52V183H51ZM62 184H63V183H62ZM149 184H150V183H149ZM159 184H160V183H159ZM176 184H177V183H176ZM218 184H219V182H218ZM232 184H233V183H232ZM234 184H236V183H234ZM29 185H30V184H29ZM42 185H43V184H42ZM42 185H41V186H42ZM44 185H45V184H44ZM54 185H55V184H54ZM147 185H148V184H147ZM169 185H170V184H169ZM169 185H168V186H169ZM202 185H203V184H202ZM229 185H231V184H229ZM236 185H237V184H236ZM7 186H8V185H7ZM50 186H51V185H50ZM79 186H80V185H79ZM126 186H127V185H126ZM140 186H141V185H140ZM149 186H150V185H149ZM149 186H148V187H149ZM152 186H153V185H152ZM211 186H212V185H211ZM214 186H215V185H214ZM217 186H218V185H217ZM217 186H216V187H217ZM53 187H55V186H53ZM80 187H81V186H80ZM230 187H231V186H230ZM6 188H7V187H6ZM45 188H46V186H45ZM49 188H50V187H49ZM56 188H57V186H56ZM62 188H63V187H62ZM126 188H127V187H126ZM212 188H213V186H212ZM218 188H219V187H218ZM225 188H226V187H225ZM227 188H229V186H228ZM60 189H61V187H60ZM60 189H59L58 191H60ZM67 189H68V188H67ZM208 189H210V188L208 187ZM263 189H264V188H263ZM263 189H262V190H263ZM28 190H30V189H28ZM49 190H50V189H49ZM52 190H53V189H51V191H52ZM118 190H119V189H118ZM128 190H129V189H128ZM189 190H190V189H189ZM200 190H201V189H200ZM226 190H227V189H226ZM62 191H63V190H62ZM130 191H131V190H130ZM201 191H202V190H201ZM201 191H200V192H201ZM208 191H209V190H208ZM52 192H54V191H52ZM55 192H56V190H55ZM55 192H54V193H55ZM132 192H133V191H132ZM172 192H173V191H172ZM196 192H197V191H196ZM210 192H211V191H210ZM215 192H216V191H215ZM228 192H229V191H228ZM5 193H6V192H5ZM113 193H114V192H113ZM126 193H127V192H126ZM207 193H208V192H207ZM232 193H233V192H232ZM41 194H42V193H41ZM51 194H52V193H51ZM42 195H43V194H42ZM199 195H200V194H199ZM224 195H225V194H224ZM131 196H132V195H131ZM208 196H209V195H208ZM221 196H222V195H221ZM55 197H56V196H55ZM58 197H59V196H58ZM209 197H210V196H209ZM254 197H255V196H254ZM81 198H82V197H81ZM158 198H159V197H158ZM259 198H260V197H259ZM207 199H209V198H207ZM211 199H212V198H211ZM106 200H107V199H106ZM119 200H120V199H119ZM163 200H164V199H163ZM209 200H210V199H209ZM256 200H258V199H256ZM259 200H260V199H259ZM9 201H10V200H9ZM85 201H86V200H85ZM10 202H11V201H10ZM39 202H40V201H39ZM163 202H164V201H163ZM259 202H260V201H259ZM48 203H49V202H48ZM136 203H137V202H136ZM192 203H193V202H192ZM21 204H22V203H21ZM21 204H20V205H21ZM50 204H51V203H50ZM81 204H82V203H81ZM89 204H90V203H89ZM142 204H143V203H142ZM145 204H146V203H145ZM161 204H162V203H161ZM161 204H160V205H161ZM255 204H256V203H255ZM20 205H19V206H20ZM70 205H71V204H70ZM73 205H74V204H73ZM83 205H84V204H83ZM253 205H254V203H253ZM257 206H258V205H257ZM136 207H138V206H136ZM206 207H207V206H206ZM217 207H218V206H217ZM144 208H145V207H144ZM146 208H147V207H146ZM146 208H145V209H146ZM211 208L213 209V207H211ZM252 208H253V207H252ZM250 209H251V208H250ZM14 210H15V209H14ZM150 210H151V209H150ZM181 210H182V209H181ZM210 210H211V209H210ZM52 211H53V210H52ZM131 211H132V210H131ZM133 211H134V210H133ZM133 211H132V212H133ZM174 211H175V210H174ZM202 211H203V210H202ZM204 211H205V210H204ZM15 212H16V211H15ZM79 212H80V211H79ZM134 212H135V211H134ZM155 212H156V211H155ZM182 212H183V211H182ZM200 212H201V211H200ZM57 213H58V212H57ZM59 213H60V211H59ZM128 213H129V212H128ZM161 213H162V212H161ZM170 213H171V212H170ZM172 213H173V212H172ZM67 214H68V213H67ZM73 214H74V213H73ZM103 214H104V213H103ZM107 214H108V212H107ZM115 214H116V213H115ZM181 214H182V213H181ZM194 214H195V213H194ZM83 215H84V214H83ZM118 215H119V214H118ZM120 215H121V214H120ZM131 215H132V214H131ZM247 215H248V214H247ZM64 216H65V215H64ZM77 216H78V215H77ZM110 216H111V215H110ZM184 216H185V215H184ZM154 217H155V216H154ZM166 217H167V216H166ZM117 218H118V217H117ZM119 218H121V217H119ZM119 218H118V220H119ZM151 218H152V217H151ZM181 218H182V217H181ZM65 219H66V218H65ZM89 219H90V218H89ZM94 219H95V218H94ZM193 219H194V218H193ZM230 219H231V218H230ZM182 220H183V219H182ZM190 220H191V219H190ZM14 221H16V220H14ZM39 221H40V220H39ZM69 221H70V220H69ZM76 221H77V220H76ZM44 222H46V221H44ZM118 222H119V221H118ZM190 222H191V221H190ZM196 222H197V221H196ZM196 222H195V223H196ZM247 222H248V221H247ZM75 223H76V222H75ZM75 223H74V224H75ZM92 223H93V222H92ZM101 223H103V222H101ZM161 223H162V222H161ZM191 223H192V222H191ZM225 223H226V222H225ZM74 224H73V225H74ZM153 224H154V223H153ZM184 224H185V223H184ZM235 224H236V223H235ZM47 225H48V224H47ZM54 225H56V224H54ZM158 225H159V224H158ZM68 226H69V225H68ZM124 226H125V225H124ZM176 226H179V225H176ZM195 226H196V225H195ZM217 226H219V225H217ZM222 226H223V225H222ZM52 227H53V226H52ZM121 227H122V226H121ZM162 227H163V224H162ZM173 227H174V226H173ZM206 227H207V226H206ZM231 227H232V226H230V228H231ZM88 228H89V227H88ZM88 228H87V229H88ZM91 228H92V227H91ZM160 228H161V227H160ZM207 228H208V227H207ZM215 228H216V227H215ZM222 228H223V227H222ZM210 229H211V227H210ZM228 229H229V228H228ZM254 229H255V227H254ZM254 229H253V230H254ZM165 230H166V229H165ZM179 230H180V229H179ZM179 230H178V231H179ZM202 230H203V229H202ZM255 230H257V229H255ZM61 231H62V230H61ZM79 231H80V230H79ZM184 231H185V230H184ZM207 231H208V230H207ZM186 232H187V230H186ZM251 232H252V231H251ZM256 232H257V231H256ZM125 233H126V232H125ZM66 234H67V233H66ZM147 234H148V233H147ZM144 235H145V234H144ZM164 235H165V233H164ZM120 236H121V235H120ZM200 236H201V235H200ZM203 236H204V235H203ZM211 236H212V235H211ZM213 236H214V235H213ZM12 238H13V237H12ZM119 238H120V237H119ZM151 238H152V237H151ZM197 238H198V237H197ZM238 238H239V237H238ZM13 239H14V238H13ZM28 239H29V238H28ZM81 239H82V238H81ZM81 239H80V240H81ZM193 239H194V238H193ZM206 239H207V238H206ZM235 240H236V238H235ZM237 240H238V239H237ZM12 241H13V240H12ZM32 242H33V241H32ZM237 242H238V241H237ZM229 243H230V242H229ZM86 244H87V243H86ZM230 244H231V243H230ZM14 245H15V244H14ZM16 245H17V244H16ZM218 246H219V245H218ZM230 246H231V245H230ZM250 249H251V248H250ZM228 250H229V248H228ZM118 251H120V250H118ZM121 251H122V250H121ZM125 251H126V250H125ZM216 251H217V250H216ZM231 251H232V250H231ZM67 252H68V251H67ZM207 252H209V251H207ZM212 252H213V251H212ZM218 252H219V251H218ZM242 252H243V250H242ZM92 253H94V252H92ZM229 254H230V253H229ZM89 255H90V254H89ZM232 255H233V254H232ZM232 255H231V256H232ZM210 258H211V257H210ZM233 258H234V256H233ZM138 259H139V258H138ZM231 259H232V258H231ZM165 260H166V258H165ZM229 261H230V260H229ZM164 262H165V261H164ZM176 262H177V261H176ZM230 262H231V261H230ZM149 263H150V262H149ZM179 264H180V263H179ZM182 264H183V263H182ZM229 264H230V263H229Z\"/></svg>",
	"mask_w": 264,
	"mask_h": 264
}]
</instances>
